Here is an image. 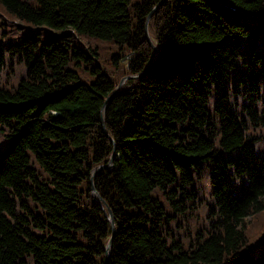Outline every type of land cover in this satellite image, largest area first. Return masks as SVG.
Wrapping results in <instances>:
<instances>
[{"label":"trees","instance_id":"1","mask_svg":"<svg viewBox=\"0 0 264 264\" xmlns=\"http://www.w3.org/2000/svg\"><path fill=\"white\" fill-rule=\"evenodd\" d=\"M159 1L0 0V264H264V0Z\"/></svg>","mask_w":264,"mask_h":264},{"label":"water","instance_id":"2","mask_svg":"<svg viewBox=\"0 0 264 264\" xmlns=\"http://www.w3.org/2000/svg\"><path fill=\"white\" fill-rule=\"evenodd\" d=\"M161 2H162V0H160L152 9H151V11L149 12V14H148V16L146 17V19H149V16H150V14L152 13V11L157 7V6H159L160 4H161ZM146 24H144L143 25V34H144V38L147 40V42H149V40L147 39V33H146V26H145ZM153 49L154 50H156L154 47H153ZM156 55V54H155ZM156 57L157 56H154V60L156 59ZM153 60V61H154ZM153 63V62H152ZM152 63L150 64V66H149V68L152 66ZM148 68V69H149ZM148 69L146 70V71H144V72H141V73H139L138 75H135V76H127V77H125V78H123V79H121L120 80V83L117 85V87L112 91V93L106 98V100L104 101V105L103 106H105L106 105V103H107V100L111 97V96H113L116 92H117V90L120 88V86L122 85V83H123V81L125 80V79H134V78H140L141 76H143L147 71H148ZM101 125H102V127H103V120H101ZM104 133H105V135H106V137L110 140V142L113 144V141H112V139L106 134V132L104 131ZM113 157H114V151L112 152V154H111V156H110V160H109V164L108 165H106V166H100V167H98L93 173H96L97 171H99L100 169H102V168H110L111 166H112V159H113ZM91 184V191L93 192V194L94 195H97V193H96V191H95V189H94V186H93V183L91 182L90 183ZM107 210H108V213H109V221H110V226H111V231H112V234H111V236H110V238H109V240H108V242H107V244H106V247H105V260L107 261V259H108V251H109V249H110V247H111V245H112V238H113V235H114V223H113V216H112V214H111V211H110V209L107 207Z\"/></svg>","mask_w":264,"mask_h":264},{"label":"bare ground","instance_id":"3","mask_svg":"<svg viewBox=\"0 0 264 264\" xmlns=\"http://www.w3.org/2000/svg\"><path fill=\"white\" fill-rule=\"evenodd\" d=\"M147 20L148 19H146V22H145V24L147 23ZM146 33H147V30H146ZM147 36V39L149 40V42H147L148 43V45L153 49V47L156 49V50H154L155 51V56H158V49L152 44V42H151V40H150V38H149V36H148V34L146 35ZM147 41V40H146ZM108 219H109V213H108Z\"/></svg>","mask_w":264,"mask_h":264},{"label":"rangeland","instance_id":"4","mask_svg":"<svg viewBox=\"0 0 264 264\" xmlns=\"http://www.w3.org/2000/svg\"><path fill=\"white\" fill-rule=\"evenodd\" d=\"M145 26H146V25H145ZM129 76H131V75H129ZM125 77H127V76H124V77H122L121 79H123V78H125ZM121 79H120V80H121ZM120 80H119L118 84L120 83ZM125 80H126V79H125ZM125 80H124V81H125ZM124 81H123V83H124ZM123 83H122V84H123Z\"/></svg>","mask_w":264,"mask_h":264}]
</instances>
